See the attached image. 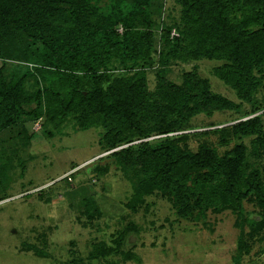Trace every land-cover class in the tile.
<instances>
[{
    "label": "trees",
    "instance_id": "1",
    "mask_svg": "<svg viewBox=\"0 0 264 264\" xmlns=\"http://www.w3.org/2000/svg\"><path fill=\"white\" fill-rule=\"evenodd\" d=\"M165 2L0 0V134L21 128L24 142L11 150L19 154L33 136L25 123L99 129V144L110 152L106 159L132 187L129 208L160 192L179 218L231 211L240 230L233 263L240 264L245 229L254 236L264 228L244 207L250 199L264 206L263 171L250 162L264 157V0H172L178 18L166 16ZM204 59L220 62L213 74L238 102L214 92L197 69L183 72L180 83L168 78L171 63ZM155 68L152 90L148 72ZM224 111L241 121L221 131L252 137L250 150L238 143L221 154L203 141L192 151L181 132L197 116ZM13 161L0 156L3 189ZM93 171L107 173L109 165L96 164ZM73 177L62 182L70 186ZM82 205L87 220L102 215L95 194ZM105 252L102 245L93 260ZM120 254L124 262L141 263L130 251Z\"/></svg>",
    "mask_w": 264,
    "mask_h": 264
},
{
    "label": "rangeland",
    "instance_id": "2",
    "mask_svg": "<svg viewBox=\"0 0 264 264\" xmlns=\"http://www.w3.org/2000/svg\"><path fill=\"white\" fill-rule=\"evenodd\" d=\"M166 7V16L169 13L172 18L179 17V7L172 0H166ZM2 64L0 60V67ZM219 64L206 59L173 62L167 75L180 83L183 72L197 69L209 79L214 92L238 102L236 93L214 76L213 68ZM156 72L157 68L148 72L152 90ZM242 107L249 110L246 104ZM238 118L230 111L217 112L212 117L200 115L181 134L189 135L186 143L192 151H197L203 141L221 154L238 143L250 150L252 137L237 139L226 132L228 129L221 131L241 121ZM42 122L25 123L33 136L19 154L11 150L24 142L23 136L18 137L21 128H8L0 134V156L4 153L14 160L4 189L0 187V264H138L133 260L124 262L120 254L123 251L141 259L140 264H234L240 236L234 213L208 210L203 217L195 213L193 217L179 218L171 198L160 192L144 196L143 203L131 209L127 204L132 187L106 159L110 152H104L99 144V129L80 131L69 122L56 130ZM18 158L24 169L18 166ZM250 160L253 166L260 165L264 175V157ZM96 164H108L109 171H93ZM70 173L74 177L67 186L62 181ZM29 193L33 194L26 200L24 196ZM91 193L102 215L89 221L82 214V199ZM244 207L248 214L264 221V206L254 199L246 200ZM245 242L240 264H264V228L254 236L246 228ZM102 245L105 256L93 260Z\"/></svg>",
    "mask_w": 264,
    "mask_h": 264
},
{
    "label": "built area",
    "instance_id": "3",
    "mask_svg": "<svg viewBox=\"0 0 264 264\" xmlns=\"http://www.w3.org/2000/svg\"><path fill=\"white\" fill-rule=\"evenodd\" d=\"M173 35H176V32H175V31H173L172 36H173ZM71 175H72V173H70V174L68 175V177H67L69 180H71Z\"/></svg>",
    "mask_w": 264,
    "mask_h": 264
},
{
    "label": "clouds",
    "instance_id": "4",
    "mask_svg": "<svg viewBox=\"0 0 264 264\" xmlns=\"http://www.w3.org/2000/svg\"><path fill=\"white\" fill-rule=\"evenodd\" d=\"M44 189V188H43Z\"/></svg>",
    "mask_w": 264,
    "mask_h": 264
}]
</instances>
